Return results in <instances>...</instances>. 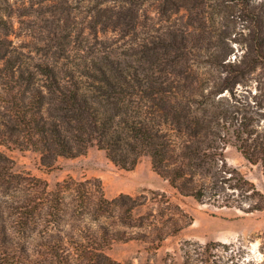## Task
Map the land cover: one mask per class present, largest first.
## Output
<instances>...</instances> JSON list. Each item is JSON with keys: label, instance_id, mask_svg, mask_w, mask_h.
Returning <instances> with one entry per match:
<instances>
[{"label": "rangeland", "instance_id": "obj_1", "mask_svg": "<svg viewBox=\"0 0 264 264\" xmlns=\"http://www.w3.org/2000/svg\"><path fill=\"white\" fill-rule=\"evenodd\" d=\"M133 2L0 0V121L6 105H16L22 92L19 78H33L36 67H51L58 80H66L67 68L105 60L140 76L152 75L155 68L167 72L175 61L181 69H200L186 76L209 81L244 69L247 73L234 78L239 81L234 96H246L250 104L249 96L264 100V59L256 49L259 37L264 38V0ZM212 64L219 72L205 71ZM40 79L34 75L33 81ZM219 97L229 100L230 94ZM222 155L264 197L261 166L250 165L230 142ZM0 165L10 180L8 188L0 186V264H264V211L243 215L218 209L212 201L198 204L181 197L152 170L147 156L124 171L92 147L75 159H58L55 169L45 171L37 153L0 146ZM27 177L45 181L46 195L26 190ZM63 182L69 189L59 193L55 185ZM79 189L90 191L94 204V197L111 201L123 195L138 206L126 212L119 203L105 205L96 215L80 207L70 215ZM33 197L35 206L42 205L25 219L29 213L20 203ZM55 201L68 212L44 217L43 203ZM120 232L130 240L113 241L99 251L98 244ZM44 242L59 245L60 251L52 254ZM88 244L91 258L85 255Z\"/></svg>", "mask_w": 264, "mask_h": 264}, {"label": "trees", "instance_id": "obj_2", "mask_svg": "<svg viewBox=\"0 0 264 264\" xmlns=\"http://www.w3.org/2000/svg\"><path fill=\"white\" fill-rule=\"evenodd\" d=\"M111 2L134 4L133 0ZM258 28L262 34L261 27ZM256 49L264 59L262 36ZM168 65L167 72L155 68L152 75L143 73L140 76L131 67L105 60L67 68L64 70L66 80H58L51 67H36L33 78H19L22 92L16 98V105L5 107L6 115L0 121L4 129L0 131V146L37 153L39 166L45 171L55 169L58 159H75L92 147L124 171L133 170L140 158L147 156L152 170L181 197H190L198 204L212 201L218 209L243 215L264 211L263 195L236 169L229 168L222 155L224 146L232 143L250 165L261 166L264 179V100L258 102L255 96H249L254 102L250 104L246 96H241L242 100L234 96L236 84H239L234 78L242 77L247 71L238 70L237 74L221 81L195 80L185 73H199V68L181 69L175 61ZM215 65L205 71L219 72ZM253 70L255 67L248 71ZM34 75L41 79L33 81ZM225 91L233 103L229 98H218ZM0 180V186L9 187L7 173L0 172ZM26 180V190L46 195L45 181L35 177ZM62 184L55 185L59 193L69 189L65 182ZM25 186L18 183L19 188ZM227 189L235 191L225 192ZM219 193H223V197L216 199ZM91 197L90 191L79 189L78 205L70 215L82 208L96 215L105 205L117 203L126 212L138 206L123 195L111 201L94 197L95 204ZM36 200L33 197L20 203V209L29 213H21L25 219L31 218L42 205L35 206ZM43 204L48 209L44 217L68 212L57 201ZM124 235L120 232L109 243L98 244L99 251L113 241L130 240ZM41 244L52 254L60 248L48 242ZM85 248L86 257L91 258L93 246L88 244Z\"/></svg>", "mask_w": 264, "mask_h": 264}]
</instances>
